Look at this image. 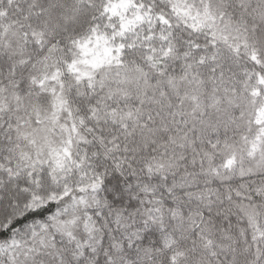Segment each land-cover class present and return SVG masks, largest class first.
I'll return each mask as SVG.
<instances>
[{"label":"snow or ice","instance_id":"1","mask_svg":"<svg viewBox=\"0 0 264 264\" xmlns=\"http://www.w3.org/2000/svg\"><path fill=\"white\" fill-rule=\"evenodd\" d=\"M0 264H264V0H0Z\"/></svg>","mask_w":264,"mask_h":264}]
</instances>
